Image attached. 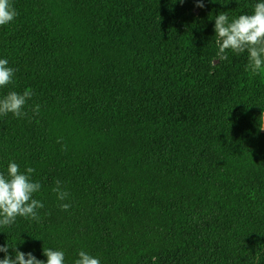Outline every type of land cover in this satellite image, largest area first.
Masks as SVG:
<instances>
[{"label": "trees", "instance_id": "1", "mask_svg": "<svg viewBox=\"0 0 264 264\" xmlns=\"http://www.w3.org/2000/svg\"><path fill=\"white\" fill-rule=\"evenodd\" d=\"M257 2L10 0L0 97L34 95L27 115L0 116V171L34 168L44 207L0 226V245L65 264L80 250L100 264H264V69L247 51L221 59L214 36L219 12Z\"/></svg>", "mask_w": 264, "mask_h": 264}, {"label": "clouds", "instance_id": "2", "mask_svg": "<svg viewBox=\"0 0 264 264\" xmlns=\"http://www.w3.org/2000/svg\"><path fill=\"white\" fill-rule=\"evenodd\" d=\"M179 2L183 4L184 0H179ZM194 3L199 8L205 6V0H194ZM16 16L17 12L10 0H0V25L11 22ZM214 33L217 55L221 59L227 58L226 50H231L236 54L247 51L249 61L247 68L253 74L264 69V0L253 5L251 14H240L231 20L227 13L219 12L214 18ZM13 75L14 69L8 66V60L0 59V87L12 83ZM33 95V90L27 88L22 93L10 91L0 97V116L11 113L17 118H22L27 115L23 108ZM39 108V104L33 107L34 115L39 113ZM261 129L264 130V128ZM34 172L35 169L32 167H26L21 172L20 166L13 161L7 164L6 172L0 171V226L12 225L18 216L39 221L40 216L37 210L43 208L44 205L40 200L33 198V194L41 189V184L31 178ZM52 191L61 201L68 197V193L62 189L59 180L56 181V186ZM60 207L68 210L70 204L62 203ZM10 247L14 256L9 254ZM42 251L46 260L37 259L32 252L20 251L16 244L0 245V252L4 253L0 264H65L63 251L52 248H43ZM73 264H100V260L80 250Z\"/></svg>", "mask_w": 264, "mask_h": 264}, {"label": "rangeland", "instance_id": "3", "mask_svg": "<svg viewBox=\"0 0 264 264\" xmlns=\"http://www.w3.org/2000/svg\"><path fill=\"white\" fill-rule=\"evenodd\" d=\"M197 13H198L197 10H194L191 12H187L186 15H187V17H190V16L194 17V15H197ZM184 20H185V17H182L181 21H184ZM263 215H264V209H263Z\"/></svg>", "mask_w": 264, "mask_h": 264}, {"label": "crops", "instance_id": "4", "mask_svg": "<svg viewBox=\"0 0 264 264\" xmlns=\"http://www.w3.org/2000/svg\"><path fill=\"white\" fill-rule=\"evenodd\" d=\"M263 128H264V116H263Z\"/></svg>", "mask_w": 264, "mask_h": 264}]
</instances>
